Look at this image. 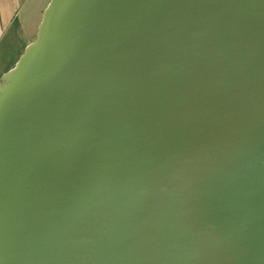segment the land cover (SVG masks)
I'll return each mask as SVG.
<instances>
[{"label":"water","instance_id":"1","mask_svg":"<svg viewBox=\"0 0 264 264\" xmlns=\"http://www.w3.org/2000/svg\"><path fill=\"white\" fill-rule=\"evenodd\" d=\"M0 264H264V0H49L0 77Z\"/></svg>","mask_w":264,"mask_h":264},{"label":"crops","instance_id":"2","mask_svg":"<svg viewBox=\"0 0 264 264\" xmlns=\"http://www.w3.org/2000/svg\"><path fill=\"white\" fill-rule=\"evenodd\" d=\"M49 0H0V77L36 34Z\"/></svg>","mask_w":264,"mask_h":264}]
</instances>
